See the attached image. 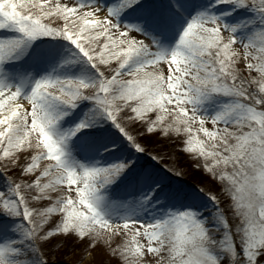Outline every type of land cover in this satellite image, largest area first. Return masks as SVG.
<instances>
[{
    "label": "snow or ice",
    "instance_id": "6c2138e0",
    "mask_svg": "<svg viewBox=\"0 0 264 264\" xmlns=\"http://www.w3.org/2000/svg\"><path fill=\"white\" fill-rule=\"evenodd\" d=\"M0 264H264V0H0Z\"/></svg>",
    "mask_w": 264,
    "mask_h": 264
},
{
    "label": "rangeland",
    "instance_id": "374dc122",
    "mask_svg": "<svg viewBox=\"0 0 264 264\" xmlns=\"http://www.w3.org/2000/svg\"><path fill=\"white\" fill-rule=\"evenodd\" d=\"M180 163H181L182 165H184L185 167L188 166V162L186 161L185 158H182L181 161H180ZM197 175H198V174H197ZM79 252H80V249L78 248V249H75V250H73L72 252H70V253H68V254L65 255L64 252H63V250H61L59 253H57L56 256H53L52 258H53V259H56V258H62V259L65 260V261H68V260H75V259L77 258V255L79 254Z\"/></svg>",
    "mask_w": 264,
    "mask_h": 264
}]
</instances>
